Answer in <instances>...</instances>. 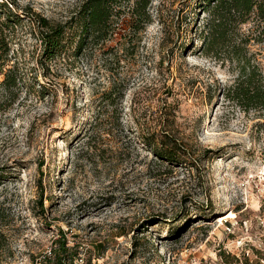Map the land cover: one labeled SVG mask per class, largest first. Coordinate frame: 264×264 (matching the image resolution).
Masks as SVG:
<instances>
[{
	"label": "rangeland",
	"instance_id": "1",
	"mask_svg": "<svg viewBox=\"0 0 264 264\" xmlns=\"http://www.w3.org/2000/svg\"><path fill=\"white\" fill-rule=\"evenodd\" d=\"M11 1L62 23L84 0ZM133 1L114 41L81 52L71 42L46 78L27 80L43 92L24 86L0 111V264H264V113L225 98L235 71L200 51L204 14L151 0L130 44ZM13 39L36 66L37 39ZM252 51L264 72V44ZM113 82L122 98L108 105ZM161 132L182 160L154 156L143 138Z\"/></svg>",
	"mask_w": 264,
	"mask_h": 264
},
{
	"label": "trees",
	"instance_id": "2",
	"mask_svg": "<svg viewBox=\"0 0 264 264\" xmlns=\"http://www.w3.org/2000/svg\"><path fill=\"white\" fill-rule=\"evenodd\" d=\"M123 1L126 0H84L66 21L54 23L31 9L20 10L11 0H1L0 111L15 102L24 86L33 89V84H38L39 92H43L44 85L36 79V83L27 80L34 79L38 69L46 78L50 64L69 50L73 42L74 52H81L85 45L103 49L114 41L118 21L124 14ZM181 3L187 16L196 17L198 12L205 16L199 26L200 51L221 64L229 63L235 71L232 83L224 90L225 98L243 111L264 113V72L258 53L252 51L253 45L264 44V0H181ZM150 4L151 0H134L129 7L131 32L123 36L128 43L139 41V32L150 23ZM18 29L39 42V49H34L37 53L34 67L28 66L27 59L18 60L14 55L11 44ZM20 53H24L22 48ZM119 59L116 58L117 63ZM114 85L113 82L101 94L100 101L113 105L122 98ZM147 139H151L149 144L154 146L152 151L158 160L168 164L182 160L184 149L166 132L154 138L144 137V142ZM4 172L5 168L0 167V184L5 179ZM61 250L66 252L63 247ZM52 256L45 264H72L77 255Z\"/></svg>",
	"mask_w": 264,
	"mask_h": 264
}]
</instances>
